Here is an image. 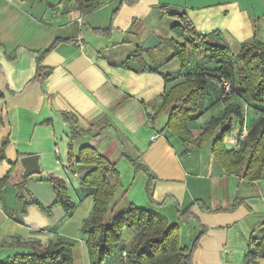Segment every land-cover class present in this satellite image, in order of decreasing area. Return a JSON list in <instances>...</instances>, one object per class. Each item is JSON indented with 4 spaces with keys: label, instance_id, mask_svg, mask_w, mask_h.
I'll use <instances>...</instances> for the list:
<instances>
[{
    "label": "crops",
    "instance_id": "obj_1",
    "mask_svg": "<svg viewBox=\"0 0 264 264\" xmlns=\"http://www.w3.org/2000/svg\"><path fill=\"white\" fill-rule=\"evenodd\" d=\"M117 1L83 13L73 7V0H0V147L5 141L0 179L16 165L0 193V260L27 251L17 244L23 241L45 244L66 239L73 241V264H90L79 227L93 206L92 196L80 186L91 166L68 165L69 152L86 145L115 163L119 172L120 186L108 222L133 204L178 223L180 246L190 247L197 238L195 264H244L248 244L263 235L264 175L248 182L225 173L213 159L211 140L180 141L165 128L168 111L157 112L162 95L174 84L163 74L180 79L202 64L203 55L196 58L197 52L191 53L188 68L180 70L176 60H168L170 50L159 46L152 53L157 71L140 69L144 54L138 61L133 56L151 34L159 40L174 37L170 26L175 20L164 14L162 6L187 12L200 34L219 31L220 43L232 55L254 36L264 41V15L243 9L237 0L199 7L188 1L137 0L132 7L115 8ZM56 38L67 40L55 44L38 63L37 57ZM38 67L50 70L43 80L34 78ZM216 108L213 105L190 121L194 136ZM68 113L75 115L79 127L99 134L72 142L63 118ZM254 116L247 112V123ZM30 154L39 156L41 172L24 179L20 158ZM124 154L139 158L152 180L143 171L135 173ZM51 175L65 182L76 204L63 222L64 210L54 204L47 181ZM21 179L22 188L16 185ZM20 188L26 200L40 205L32 202L21 212ZM195 201L209 211L193 206L189 222L181 223L178 213ZM234 203L236 208L227 211ZM49 206V213L40 208ZM11 207L17 219L7 214ZM135 234V229L124 228V244L129 245ZM257 264H264V259Z\"/></svg>",
    "mask_w": 264,
    "mask_h": 264
},
{
    "label": "trees",
    "instance_id": "obj_2",
    "mask_svg": "<svg viewBox=\"0 0 264 264\" xmlns=\"http://www.w3.org/2000/svg\"><path fill=\"white\" fill-rule=\"evenodd\" d=\"M262 2L264 5V0ZM72 4L75 9L90 13L100 6V1L73 0ZM162 8L164 14L176 21L170 26L174 37L160 40L159 46H165L171 52L168 60H176L179 69L185 70L190 63L188 53L203 52L202 64L183 74L180 79L177 75L173 77L163 74L166 82L174 81L162 95L157 111L158 113L168 111L165 128L184 143L203 144L211 140L210 151L213 159L225 173L240 175L248 182L261 179L264 175V41H259L254 36L251 40L241 43L237 54L232 55L229 47L220 43L219 31L200 34L186 12H174L167 6ZM210 38L217 42L211 43ZM65 40L67 39L56 38L37 57L38 63L55 44ZM152 52L142 47L136 51L133 56L136 61L142 57L141 53L146 57L140 59V69L158 70ZM49 72V69L38 67L34 78L43 80ZM222 80L229 83L227 93L222 89ZM205 102L211 104L203 107ZM219 104H222V112L219 115H211L201 132L194 136L189 126L190 121L211 106ZM244 111H251L257 115L251 121L248 120V123L246 121L248 131L237 149H228L224 145V138L232 132L234 121L241 127ZM63 118L68 123L69 138L72 142L83 136L93 137L99 134L93 133L89 128L79 127L77 118L71 113L64 115ZM4 146L5 141L0 147V161L4 158ZM124 157L132 165L135 173L143 171L148 175L149 181L152 180L139 158L126 154ZM74 163L91 166L81 178L80 186L83 192H88L92 196L93 206L79 227V234L85 240L90 264H195L192 261V252L197 238L190 247L180 246L178 223H170L165 217L133 204L114 216L110 222L107 221L111 201L120 186V176L115 163L86 145L81 146L76 153L69 152L68 165ZM15 167L16 165L12 164L8 173L0 179V193ZM47 181L56 198L54 204L60 205L64 210L63 222L72 216L76 204L68 196L65 182L61 178L51 175ZM23 183L24 179H21L16 185L22 188ZM150 184L151 182L146 187L148 198L151 196ZM21 188L17 202L21 212H24L26 206L32 202L40 205L33 199L26 200L24 195H21ZM196 205L204 211H209L201 202L195 201L178 213L181 223L189 222L192 217L190 209ZM236 206L237 203H234L227 211L234 210ZM40 208L46 209L49 213L50 206ZM14 212L13 207L7 210L10 217L17 219L18 216ZM124 228L136 230L129 245L124 244ZM262 228L263 235L258 241H251L253 249L247 251L244 264H257L258 260L264 259V221ZM15 240L17 237L14 238V242ZM9 244L14 243L12 241ZM17 244L27 251L16 252L0 260V264H73L71 240L60 239L56 242L47 241L45 244L39 240H28Z\"/></svg>",
    "mask_w": 264,
    "mask_h": 264
},
{
    "label": "rangeland",
    "instance_id": "obj_3",
    "mask_svg": "<svg viewBox=\"0 0 264 264\" xmlns=\"http://www.w3.org/2000/svg\"><path fill=\"white\" fill-rule=\"evenodd\" d=\"M145 1H147V0H140V2H145ZM160 0H158V2H159ZM172 1H177V2H181V3H185L186 1H188V3L189 4H193L194 6H204V5H208V4H212V3H216V2H223V1H234V0H172ZM238 1V3L240 4V6L241 7H244L243 9H247V10H249L250 12H253V13H255L256 15H259V16H261V15H264V5H263V2H262V0H237ZM109 3H110V0H100V6L102 7V6H105V5H109ZM137 3V0H135V2L134 3H129L128 1H126V0H119V1H117L116 3H115V5H114V7L115 8H118L119 7V5L121 4V5H125V6H128V7H132V6H134V4H136ZM99 6V7H100ZM172 5H168L167 7H171ZM159 7H160V5H159ZM115 8H114V10H112L111 11V13L113 14V11H115ZM262 13V14H261ZM186 15L188 16V18H190L189 17V15H188V13L186 12ZM176 22V21H175ZM251 40V39H250ZM158 49H160L159 47H157V48H155V49H153L152 51L154 52V50L155 51H159ZM167 51V50H166ZM152 52V53H153ZM166 54H167V52H166ZM161 55V54H160ZM162 55H164V54H162ZM188 55H189V57L191 56V52H190V54L188 53ZM197 55H199V56H196V58L197 57H202V55H203V52L202 51H199V52H197ZM211 94H212V92H210V97H211ZM216 106H218V105H216ZM222 112V104H219V106H218V108H216V110H213V112H211V114H210V116L211 115H219L220 113ZM253 113V115H257L256 113H254V112H252ZM209 116V117H210ZM208 117V118H209ZM253 119V118H252ZM252 119H250V121L252 120ZM200 122H202V118L200 119ZM237 129H238V127H236ZM234 129V128H233Z\"/></svg>",
    "mask_w": 264,
    "mask_h": 264
},
{
    "label": "water",
    "instance_id": "obj_4",
    "mask_svg": "<svg viewBox=\"0 0 264 264\" xmlns=\"http://www.w3.org/2000/svg\"><path fill=\"white\" fill-rule=\"evenodd\" d=\"M160 45V40L154 34H151L142 44L145 50H153ZM39 156L37 154H30L20 158V163L23 167L22 178L26 179L31 175L39 174L40 167L38 164Z\"/></svg>",
    "mask_w": 264,
    "mask_h": 264
},
{
    "label": "built area",
    "instance_id": "obj_5",
    "mask_svg": "<svg viewBox=\"0 0 264 264\" xmlns=\"http://www.w3.org/2000/svg\"><path fill=\"white\" fill-rule=\"evenodd\" d=\"M221 84L224 93H227L229 91V83L226 80H222ZM246 118L247 111H244V120L241 127L239 125L235 126L234 129H232V132L224 138V145L226 148L237 149L239 142L245 137L248 131ZM236 127H238V129ZM252 249L253 245L251 243L248 244L247 251H250Z\"/></svg>",
    "mask_w": 264,
    "mask_h": 264
}]
</instances>
